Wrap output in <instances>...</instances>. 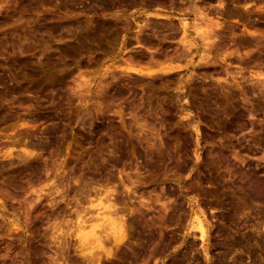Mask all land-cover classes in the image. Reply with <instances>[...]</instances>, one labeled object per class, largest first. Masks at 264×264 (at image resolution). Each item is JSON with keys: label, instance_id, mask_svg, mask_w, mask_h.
<instances>
[{"label": "rangeland", "instance_id": "rangeland-1", "mask_svg": "<svg viewBox=\"0 0 264 264\" xmlns=\"http://www.w3.org/2000/svg\"><path fill=\"white\" fill-rule=\"evenodd\" d=\"M263 38L264 0H0V264H93L106 200L99 264H264Z\"/></svg>", "mask_w": 264, "mask_h": 264}, {"label": "bare ground", "instance_id": "bare-ground-1", "mask_svg": "<svg viewBox=\"0 0 264 264\" xmlns=\"http://www.w3.org/2000/svg\"><path fill=\"white\" fill-rule=\"evenodd\" d=\"M192 11H193V9H192ZM222 12V11H221ZM195 14V13H194ZM226 14V13H225ZM197 16V15H196ZM199 16V15H198ZM221 17H223V15H220ZM226 16V15H225ZM177 17V16H176ZM227 17V16H226ZM232 17H233V15H232ZM196 20V19H195ZM213 20V19H212ZM216 20V19H215ZM217 21V20H216ZM218 21H219V19H218ZM170 22V21H169ZM202 23L199 25V27L200 28H202L203 29V35H204V37L202 38L204 41H206V43H209L210 42V40H213V38L214 37H216V31H215V28H217V27H219V22H215V23H213V22H211V21H204V20H202L201 21ZM171 23V22H170ZM169 24V23H168ZM196 24V23H195ZM167 25V24H166ZM171 25V24H170ZM169 25V26H170ZM180 26H181V33H182V40H183V43H188L187 42V38H188V36H189V33H190V30H189V24H187V21L186 20H183V19H180ZM196 26V25H195ZM170 28V27H169ZM198 28V27H197ZM199 28V29H200ZM196 29V28H195ZM199 29H197V30H199ZM171 30H173L172 28H171ZM175 31V30H174ZM177 31V30H176ZM175 31V32H176ZM264 39V38H263ZM203 41V42H204ZM190 42V41H189ZM210 44H211V42H210ZM184 45V44H183ZM182 45V46H183ZM209 44H207V46H208ZM185 46V45H184ZM183 46V47H184ZM191 46H193V45H188L187 46V50H189V47H191ZM195 47V46H194ZM212 47V46H211ZM186 47H184V49H185ZM207 49H208V47H207ZM211 49V48H210ZM189 51H188V53L186 52L185 54H188L189 55ZM191 55V54H190ZM185 56H187V55H185ZM189 57V56H188ZM207 58H208V56H207ZM204 59V57H200V60L202 61ZM192 60H194V58H192ZM208 60V59H207ZM203 63V62H202ZM204 63H205V65H206V62L204 61ZM150 71V70H149ZM163 72V74H164V72H172V71H178V69L177 68H166V69H164V70H162ZM131 72H133L134 74L135 73H137L138 71L137 70H132ZM144 72V71H143ZM146 73V72H145ZM147 73H148V71H147ZM151 73V72H150ZM137 74H142V73H140V72H138ZM152 74V73H151ZM144 75V74H143ZM178 75V74H177ZM262 79H263V77H262ZM260 81V80H259ZM262 82H264V81H262ZM263 85H264V83H262ZM9 150V149H8ZM7 153V152H6ZM11 156V155H10ZM26 156V155H25ZM7 157V156H6ZM12 157V156H11ZM26 157H31V156H26ZM7 158H10V157H7ZM32 158V157H31ZM199 158V157H198ZM131 185H132V183H131ZM139 185V184H138ZM249 186H251V185H249ZM253 187V186H252ZM251 188V187H250ZM249 188V189H250ZM258 189V188H257ZM109 191V190H108ZM132 191V190H131ZM251 193H252V195L256 198V197H258V196H256V194H257V192L255 191V188L254 189H252L251 188ZM249 191V192H250ZM256 192V193H255ZM123 195V194H122ZM257 195H259L260 196V194L258 193ZM97 196H99V195H97ZM102 196V195H101ZM125 196V195H124ZM90 197V196H89ZM129 197V196H128ZM94 198V197H93ZM258 198H259V200H258ZM257 198V200L258 201H260V200H262V195H261V198L260 197H258ZM85 200L87 199V198H84ZM89 199H91V198H89ZM88 199V200H89ZM131 199V198H130ZM139 199V198H138ZM137 199V200H138ZM140 199H142L141 197H140ZM92 200H94V199H92ZM103 199H101V202L103 203V201H102ZM122 200V199H121ZM256 200V199H255ZM79 201V200H78ZM90 201V200H89ZM97 201V200H96ZM104 201H105V199H104ZM111 201V200H110ZM109 200H106V202H105V204L106 205H101V207H100V209L99 210H97V215H96V213H94V215H96L93 219H89V220H85V222L86 221H88V225H86L85 226V224L83 223V225L85 226V227H83L82 225L81 226H79V223H77V226H75L76 228L75 229H73L74 230V234L76 233V237L78 238V241H79V244H80V247L82 248V250H83V252H85L87 249L88 250H90L89 251V253H88V255H89V258L91 259V261L93 262V264H99V261H100V259H102L101 257H103V255L106 257V259L107 258H109V257H112L113 255H112V253L110 252V249H109V246L107 245L106 247H104L103 246V241H106V240H108V239H111V242L114 244V245H119V244H121L123 241H124V239L126 238V236H125V234H124V230H123V225L121 224V221L120 220H116L115 218L117 217V215L118 214H116V216H114L113 214H114V211H116L115 209L117 208H115L114 210H113V208L116 206V205H113L111 202H110ZM142 201V200H141ZM140 201V202H141ZM85 202H87V201H85ZM93 202V201H92ZM92 202H91V204H92ZM124 202V201H123ZM139 202V203H140ZM143 203H149V202H144V201H142ZM191 202V201H190ZM88 203V202H87ZM87 203H85V204H87ZM98 203H100V201L98 202ZM114 203V202H113ZM115 203H118V202H115ZM122 203V202H121ZM90 204V203H89ZM95 204V203H94ZM101 204V203H100ZM146 204H145V206H146ZM132 205H133V203H132ZM126 206H127V204H126ZM141 206V205H140ZM143 208V207H142ZM145 208V207H144ZM147 208V207H146ZM190 208H191V212L189 213L190 214V220H189V222H188V225H187V228L189 229V230H196L197 232H198V235H199V239H200V241H201V244H202V246H201V248L203 249L202 251H204V253H205V255L207 256V247L209 246H206L205 244L206 243H208L209 242V230L211 229H209V223L207 222V219H205V216H204V213L197 207V206H195V205H193V204H191L190 203ZM87 209H88V207H87ZM86 209V210H87ZM131 209V208H130ZM135 209V208H134ZM138 209V208H137ZM92 211V210H91ZM94 211V210H93ZM118 212V211H117ZM131 212H133V211H131ZM138 212H139V210H138ZM79 213V212H78ZM77 213V215H79ZM119 213V212H118ZM122 213V212H121ZM164 213V212H163ZM84 214H85V212H84ZM87 214V213H86ZM85 214V215H86ZM92 214V213H91ZM120 214V213H119ZM123 214V213H122ZM121 214V215H122ZM76 215V216H77ZM81 215V214H80ZM83 215V214H82ZM93 215V214H92ZM123 216V215H122ZM122 216L120 217V218H122ZM86 217V216H85ZM84 217V218H85ZM113 217H115V218H113ZM118 217H119V215H118ZM117 217V218H118ZM82 218V217H81ZM125 218V217H124ZM124 220V219H123ZM78 221V220H77ZM80 221V220H79ZM84 222V221H83ZM101 222L103 223V225L104 224H106V226H107V229L106 230H102V229H100L99 230V227H100V224H101ZM124 222V221H123ZM87 223V222H86ZM96 223H98V224H96ZM124 224V223H123ZM127 224V223H126ZM134 224V223H133ZM102 225V224H101ZM102 228V227H101ZM187 229V230H188ZM71 230V229H70ZM127 230V229H126ZM71 232H72V230H71ZM73 233H72V235H73ZM125 233H127V231L125 232ZM71 234V233H70ZM191 236V235H190ZM109 241V240H108ZM129 241V240H128ZM112 243H110L111 245H112ZM96 244V245H95ZM106 244H109V243H106ZM111 245H110V247H111ZM88 246V247H87ZM113 246V245H112ZM214 246H216V244L214 245ZM213 246V247H214ZM87 247V248H86ZM116 247V246H115ZM113 248V247H112ZM117 249H118V247H116ZM211 248H212V245H211ZM78 249V248H77ZM94 249H96L97 251H100L99 253H101L99 256H98V254H97V252L94 250ZM119 249H120V247H119ZM92 250H94V251H92ZM114 250V248L112 249V251ZM193 250V249H192ZM115 251V250H114ZM117 251V250H116ZM95 252V253H94ZM115 254V253H114ZM122 255V254H121ZM101 256V257H100ZM104 259V258H103ZM112 259V258H111ZM85 260V259H84ZM107 262H108V260H107ZM89 264V263H88ZM217 264V263H216Z\"/></svg>", "mask_w": 264, "mask_h": 264}]
</instances>
